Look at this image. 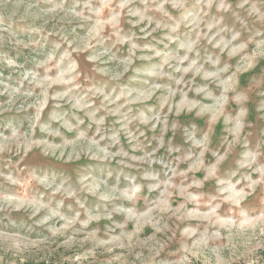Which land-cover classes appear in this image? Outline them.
Wrapping results in <instances>:
<instances>
[{"label":"rangeland","instance_id":"374dc122","mask_svg":"<svg viewBox=\"0 0 264 264\" xmlns=\"http://www.w3.org/2000/svg\"><path fill=\"white\" fill-rule=\"evenodd\" d=\"M0 264H264V0H0Z\"/></svg>","mask_w":264,"mask_h":264}]
</instances>
